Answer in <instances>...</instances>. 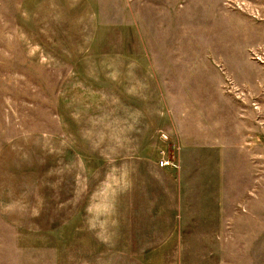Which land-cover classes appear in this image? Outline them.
<instances>
[{"label":"rangeland","instance_id":"374dc122","mask_svg":"<svg viewBox=\"0 0 264 264\" xmlns=\"http://www.w3.org/2000/svg\"><path fill=\"white\" fill-rule=\"evenodd\" d=\"M230 199L264 210V0H0V264L241 262Z\"/></svg>","mask_w":264,"mask_h":264},{"label":"crops","instance_id":"0c3cea01","mask_svg":"<svg viewBox=\"0 0 264 264\" xmlns=\"http://www.w3.org/2000/svg\"><path fill=\"white\" fill-rule=\"evenodd\" d=\"M240 118V117H239ZM226 163H224L225 165ZM238 179H240V175H238ZM234 199H230V205H232L234 203L233 201ZM235 200H239V198H236ZM239 202V201H238ZM243 211H241L238 207H234L233 205L231 206V208L228 210L222 207L221 210V215L223 217H227L230 216L231 222H239L240 220H243L244 217H251L254 216V219L252 220V223L250 224L252 228V231L256 233V236L253 239L248 240V247H256L259 249L258 252L254 251L256 254H253L252 257L251 256H243L241 258V262L239 257L237 256H222V257H213L214 260H216V264L221 263V264H264V210L262 211V213H260L259 209H247V211L245 213H242ZM262 216V218H261ZM234 220V221H233ZM262 233V234H260ZM222 246L224 247H228V243H222ZM262 249V250H260ZM262 253V254H261ZM212 258H208V260H211ZM219 259L222 261L220 262ZM250 259L252 260V262L250 261ZM204 261H201V263H209L210 261L207 260V257H203Z\"/></svg>","mask_w":264,"mask_h":264},{"label":"built area","instance_id":"2783aa9c","mask_svg":"<svg viewBox=\"0 0 264 264\" xmlns=\"http://www.w3.org/2000/svg\"><path fill=\"white\" fill-rule=\"evenodd\" d=\"M161 164H163V161H161Z\"/></svg>","mask_w":264,"mask_h":264}]
</instances>
